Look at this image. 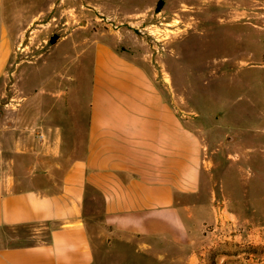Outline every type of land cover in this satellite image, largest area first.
Segmentation results:
<instances>
[{
    "label": "rangeland",
    "instance_id": "rangeland-1",
    "mask_svg": "<svg viewBox=\"0 0 264 264\" xmlns=\"http://www.w3.org/2000/svg\"><path fill=\"white\" fill-rule=\"evenodd\" d=\"M0 24L12 40L0 78L1 157L27 140L39 151L54 145L56 126L87 102L98 42L144 64L202 140L210 215L200 237L187 246L101 241L98 264H264V0H3ZM100 206L93 195L96 223Z\"/></svg>",
    "mask_w": 264,
    "mask_h": 264
},
{
    "label": "crops",
    "instance_id": "crops-1",
    "mask_svg": "<svg viewBox=\"0 0 264 264\" xmlns=\"http://www.w3.org/2000/svg\"><path fill=\"white\" fill-rule=\"evenodd\" d=\"M11 52L0 24V78ZM91 67L87 102L56 126L52 147L39 151L33 139L0 155V264H98L101 241L135 237L187 246L208 221L202 140L152 72L106 42ZM70 144L72 155H59ZM24 227L30 239L2 234Z\"/></svg>",
    "mask_w": 264,
    "mask_h": 264
},
{
    "label": "water",
    "instance_id": "water-1",
    "mask_svg": "<svg viewBox=\"0 0 264 264\" xmlns=\"http://www.w3.org/2000/svg\"><path fill=\"white\" fill-rule=\"evenodd\" d=\"M59 38H60V36L58 34H53L50 37L49 41H50L51 44H55L58 41ZM1 114H2V111H0V115Z\"/></svg>",
    "mask_w": 264,
    "mask_h": 264
},
{
    "label": "built area",
    "instance_id": "built-area-1",
    "mask_svg": "<svg viewBox=\"0 0 264 264\" xmlns=\"http://www.w3.org/2000/svg\"><path fill=\"white\" fill-rule=\"evenodd\" d=\"M38 137H39V139L42 140V139L44 138V134H43V133H39V134H38Z\"/></svg>",
    "mask_w": 264,
    "mask_h": 264
}]
</instances>
